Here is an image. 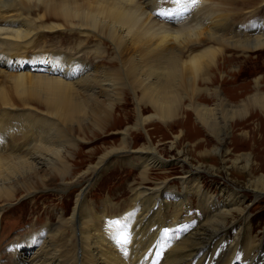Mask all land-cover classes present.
I'll return each mask as SVG.
<instances>
[{"label":"bare ground","instance_id":"obj_1","mask_svg":"<svg viewBox=\"0 0 264 264\" xmlns=\"http://www.w3.org/2000/svg\"><path fill=\"white\" fill-rule=\"evenodd\" d=\"M247 1L226 0L225 4L236 6ZM251 1L264 5V0ZM221 6L200 0L197 7L178 13L174 0H0V67L10 66L15 51H23L33 45L43 28L42 20H57L59 22L49 23L45 29H69L85 40L69 47L70 50L48 55L47 60H42L45 67L35 62L36 67H43L44 75H20L12 82L20 96L27 101H37L46 109L47 120H52L57 126L53 131L54 138L59 140L69 136L59 127L61 123L89 121L92 126L105 129L114 109L125 106L122 96L128 90L136 103L134 128L150 121L176 123L183 111H190L195 121L221 142L228 122L234 118L240 121L250 109L260 113L262 118L258 125L264 129V78L255 77L245 84L235 85L233 82L241 76V70L226 71L222 66L235 59L227 56L228 52L244 55L264 51V21L259 23L260 26L253 21L245 29L238 23L242 15H235L239 8L229 11ZM155 12L170 14L158 16ZM256 12L250 10L246 18L255 17ZM95 37L100 40L90 51L86 46L90 40L95 41ZM107 43L114 53L112 69L96 71L87 61L90 56L98 54L99 45ZM32 56L35 55L31 53L27 58L30 60ZM227 73H236V76L228 79L230 75ZM216 79L220 80V85H216ZM4 95H0V102L9 106V110L12 105ZM26 102L21 103L27 107ZM146 107L154 114L143 117ZM85 110H90L88 115L82 113ZM47 126L49 130L50 125ZM242 126L239 124L240 128ZM132 128L128 126L121 131L120 146L102 155L99 162L90 167L92 174L104 169L108 157L130 152L136 154L142 163L143 183L148 180L150 169L165 167L166 161L150 143L130 149L127 138ZM257 131L253 130L251 136L242 134L241 140L252 142L259 153L258 149L264 148V135L255 137ZM10 144L6 145L0 139V212L14 199L17 189L24 192H34L38 186L47 189V182L53 177L64 181L71 174L67 155L63 154L67 152L61 149L62 146L54 148L55 144H52L53 147L49 148L51 143L36 147ZM242 157L247 164L249 156ZM42 168L46 171L44 177L38 175ZM85 174H82V179ZM199 175L200 168L196 167L180 178L182 193L167 191L172 188H167L164 181L154 189L142 185L135 189L139 192L134 198L142 195L148 199L154 197L153 208L147 209L152 215L164 204L166 207L170 199L177 202L176 208L187 211V217H174L173 229L163 231V223L155 221L156 217H145L143 213L138 217L121 218L116 227L110 223L102 224L97 217L82 219L81 195L76 198L73 213L65 225L73 233V252L69 253L65 248L59 233L65 226L60 224L54 232L48 233L50 228H46L42 232L47 237L45 241L42 240L32 255L27 260L22 258L19 264H235L240 243L250 230L247 229V217H244L245 197L223 188L219 197L221 202H216L199 184ZM254 184L262 188H256L257 193H264V176L250 183ZM189 194L196 195L207 210L204 212L199 206L196 220L192 221L186 206ZM180 213L178 211L177 214ZM168 223L170 220H166L170 226ZM235 223L240 224L241 233L234 243L225 246L224 240L229 235L226 229ZM261 234L262 238L250 244L238 264H264V229Z\"/></svg>","mask_w":264,"mask_h":264},{"label":"rangeland","instance_id":"obj_2","mask_svg":"<svg viewBox=\"0 0 264 264\" xmlns=\"http://www.w3.org/2000/svg\"><path fill=\"white\" fill-rule=\"evenodd\" d=\"M206 1L209 4H220L223 8L227 7L226 9L229 11L235 10L236 7L239 8V12L235 13V15H242L238 23L243 24L244 28L253 21L258 26H260V22L264 21V5L260 4V2H255L254 4L253 1L248 0L247 3L242 2V8L241 5L235 6L233 4L229 6L225 4L226 0ZM221 2L225 5L221 4ZM250 10L257 11L255 17L246 18V14ZM242 17L246 19H242ZM54 22L59 21L42 20L41 26L43 28L40 29L37 38L34 39L33 45L26 50L15 51L10 66L0 67L2 69L0 72V90L3 89L2 92L6 93L4 95V93L0 92V95L3 94L10 101L12 107H15H11L8 110L9 106L0 102V139L6 145L11 142V146L26 145L27 147L34 145L36 147L39 145L47 146L50 143L49 148L53 147L54 144V148L62 146L61 149L67 152V154L64 152L63 154L68 156H66V159H68L71 174L69 177L67 175V179L64 181L58 177H53L47 182V189H42V186H38L34 192L32 190L24 192L23 189H17L14 199L0 212V264H19L22 258L27 260L26 258L32 255L34 250L40 246L42 240L45 241L47 238L42 234L46 228H50L48 232L50 233L52 230L54 232L55 228L57 230L60 224L65 226L68 223L75 207L76 198L81 195L83 196L82 219L97 217L102 224L110 223L116 227V224L119 225L121 218L138 217L139 214L143 213L145 217H156V220H154H158L161 224L163 223V227L173 229L176 223V218L174 217H187L185 216L187 211L184 208H176V201H171L172 199H170L169 206L165 207L164 204L160 210L156 209L157 212L152 215L149 210L154 206V197L150 196L148 199L142 195L143 197L134 198L139 192H136L137 190L135 189L141 185V187L154 189L157 184L164 181L167 188H172V190L168 189L167 191L182 193L180 178L187 176L188 171L196 167L200 168L199 184L207 192L208 197H213L214 201L221 202L219 197L223 188L232 190L245 197L243 204L245 209L244 217H247V229L250 228V230L249 232L247 230L248 233H246L240 243V250L235 261V264H238V260L247 253L250 244L255 243L256 240L263 236L261 233L264 229V193H257L256 188H262L257 187L256 184L250 185V183L255 178L264 176V148L258 149L261 152L258 153L252 142L241 140L242 134L245 133L251 136L253 130H259L255 132V137L256 135L257 137H263L264 129H261L260 125H258L262 118L260 113L256 109H250L240 121L234 118L228 122L226 130L222 133L221 142L215 140L214 135L206 132L203 126L195 121V117L190 111H183L180 119H178L179 122L176 121V123L161 124L158 121H150L141 127L135 126L134 128L136 103L133 95L127 90L123 94L124 97L122 96V103H125V106L114 109V114L105 129L94 127L89 124V121H82L83 123H61L59 127L66 133V136H69L65 139L57 140V138L53 137V131L57 126H54L52 120H47L46 109L39 105L37 101L32 99L27 101L26 98L24 99L23 96H20L14 90V84L12 83L16 76L33 77L36 74L44 75L43 67L45 65L42 60H47L48 55L57 54L60 50H70L68 49L69 47L72 48L73 45L85 40L69 29L59 31L45 29L47 24ZM93 39L95 41L90 40L91 43L87 44L90 47L86 46L90 51L94 49L93 47L100 40V38L96 37ZM31 53L35 56H32L29 60L27 57ZM97 53L94 57L90 56L87 63L89 62L96 71L102 69L111 70V59L114 58L112 46L109 43L99 45ZM228 55L233 56L235 59L231 60L228 65L220 63L225 67V70L233 72L241 70V76L233 84L242 85L255 77L264 78V51L262 53L256 51L255 53L251 52L244 55L228 52ZM35 62H39L37 65L43 64V67H36L34 65ZM115 67L117 68L116 65ZM26 73L28 74L26 75ZM227 75H230L228 77L230 79L233 76L235 77L236 73L234 75L227 73ZM216 85H220L219 79H216ZM234 89L235 92H238L237 88ZM21 102H26L29 108ZM88 111L90 112V110H85L82 113L88 115ZM152 114L154 113L150 108L146 107L143 109V117ZM81 123L82 127L79 129L78 126ZM239 124H243V126L240 128ZM47 125H50L51 130H48L49 126ZM51 125L53 126L51 127ZM128 126H133L127 138L130 149L135 150L144 144L150 143L158 154L163 157V161H166L165 167L150 169L147 174L148 180L143 183L141 181L142 163L138 160L139 158L136 157V154L130 152L108 157L104 169L92 174L89 171L90 167L96 165L102 155L108 150L120 146L122 140L121 131ZM42 135L47 136V138H43L44 136L42 137ZM240 141L241 144H239ZM242 155L249 156L247 164ZM42 169L38 171V175L44 177L46 171ZM83 173H86V176L82 179ZM35 184L37 186V182ZM187 199L186 206L189 209L191 221L196 220L199 206L202 211L207 212L201 206L196 195L189 194ZM163 211H165V214ZM178 211L182 213L178 215ZM166 220H170V226L166 224ZM114 221L119 223H113ZM148 227L151 228L150 225ZM229 227L226 229L229 235L224 240L226 242L225 246L234 243L236 236L241 233L239 223ZM59 233L62 235L67 252L72 253V231L69 230L68 226H65ZM220 237L218 236V238ZM28 238L32 239L21 243ZM11 243H13L12 247H10Z\"/></svg>","mask_w":264,"mask_h":264},{"label":"snow or ice","instance_id":"obj_3","mask_svg":"<svg viewBox=\"0 0 264 264\" xmlns=\"http://www.w3.org/2000/svg\"><path fill=\"white\" fill-rule=\"evenodd\" d=\"M174 3L177 5L176 12L182 13L197 7L200 3V0H174ZM154 14L158 16H165V15H169L170 13L155 12ZM113 223H119V222L114 221Z\"/></svg>","mask_w":264,"mask_h":264}]
</instances>
